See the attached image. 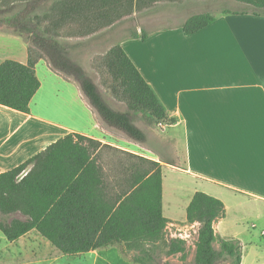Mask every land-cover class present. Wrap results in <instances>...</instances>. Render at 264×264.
<instances>
[{
    "label": "trees",
    "instance_id": "obj_1",
    "mask_svg": "<svg viewBox=\"0 0 264 264\" xmlns=\"http://www.w3.org/2000/svg\"><path fill=\"white\" fill-rule=\"evenodd\" d=\"M142 1L0 0V34L22 37L29 52L27 65L13 60L0 65V105L30 113L41 87L36 66L45 61L80 87L102 125L144 143L137 115L166 123L168 114L122 46L92 58L97 80L70 53L131 17ZM234 1L253 6L251 13L264 17V0ZM216 20L211 11L194 14L183 23V32L194 35ZM141 38L146 40L147 34ZM111 100L125 103L127 111L115 109ZM226 213L221 200L203 192L194 195L187 208V222L199 225L194 264L226 260L242 264L240 242L222 240L215 230ZM168 224L163 214L162 164L80 134H69L17 168L0 173V231L10 243L37 231L66 256L120 244L135 264H175L157 261L155 254L164 247L167 257L182 254L186 259L187 241L169 237Z\"/></svg>",
    "mask_w": 264,
    "mask_h": 264
},
{
    "label": "crops",
    "instance_id": "obj_2",
    "mask_svg": "<svg viewBox=\"0 0 264 264\" xmlns=\"http://www.w3.org/2000/svg\"><path fill=\"white\" fill-rule=\"evenodd\" d=\"M181 1L177 5L182 12L213 11L227 1L230 7L224 10L232 11L235 2ZM192 15L174 18L177 30L158 32L147 27L163 19L145 17L139 31L146 30L147 39L129 37L120 44L167 111L171 124L167 136L178 143L181 165L162 163L163 214L169 220L168 236L184 239L190 229H199L197 223L187 222V208L197 192L225 204L226 217L215 224L218 235L229 223L240 227L248 219H264V17L222 12L212 25L187 36L182 26ZM149 19L155 22L148 23ZM159 40L177 42L178 47L170 52L171 65L150 69L137 52ZM6 60L28 64V44L22 37L0 34V65ZM36 75L41 87L30 113L0 105V173L17 168L69 134L131 153L121 137L101 126L76 83L55 73L45 61L37 64ZM166 168L187 175L190 189L167 183ZM7 243L8 257L25 264H133L121 254L120 244L80 259L63 255L37 231Z\"/></svg>",
    "mask_w": 264,
    "mask_h": 264
},
{
    "label": "rangeland",
    "instance_id": "obj_3",
    "mask_svg": "<svg viewBox=\"0 0 264 264\" xmlns=\"http://www.w3.org/2000/svg\"><path fill=\"white\" fill-rule=\"evenodd\" d=\"M182 2L181 0H143L139 4V9L134 10L133 14L126 16L118 21V23L106 30L103 33L95 34L91 38L84 41L81 45H77V47L70 50V53L73 57V60L79 64L84 70H86L91 77L97 80V75L92 71L91 61L95 56H102L108 52V50L115 46L120 45L129 37H133L137 34L139 37L144 36L148 32L146 30L139 31V26H141L145 17H154V18H162L159 23L154 24L153 26H148V31H163L170 30L175 31L177 28L172 26L174 23V18H178L179 15L183 17H187L188 15H192L194 13H203L208 12L205 10H194V11H179V4ZM215 2H212L213 4ZM221 4H217V8L211 11L217 14V17H221L220 13L224 12L225 7H230L229 1H227L226 5L220 6ZM233 10L238 12H253V6L233 2ZM128 17V18H127ZM124 19V20H123ZM148 23L155 22L153 19L147 20ZM71 42V43H70ZM76 41H69V44L75 45ZM178 47L177 42H162L157 41V44H150L148 47L138 49L137 55L142 56L144 60V64H147L150 69L159 68V70L171 65V54L173 48ZM176 66V62H174ZM111 105L120 112H126L127 106L125 103L120 102L118 100H111ZM136 125L145 133L146 141L138 142L133 140L122 133H117L111 129H108L104 125L101 124L103 128L110 131L116 136L121 137L125 143V147H131L130 142H135L141 145L143 148L150 150V156L154 161L159 163H167L173 166H180L177 158V148L178 143L176 140H172L167 136L166 127L168 128L171 125L169 122L160 123L156 121H152L150 116L147 114L137 115ZM128 145V146H127ZM132 148V147H131ZM166 173V182L170 183L175 188L182 189H190V185L192 184L191 179L187 177L183 172L179 170L165 169ZM173 194V192H172ZM238 201L235 202L233 207H236ZM256 215L259 216V210L255 209ZM253 224L256 225V228H253ZM198 229H190L188 239H184L187 241L188 245V254L186 259H183L182 254L175 255L173 257L166 256V248L163 250H158L155 252L157 256V261H168L175 264H194L195 257V244L198 238V234L195 233ZM264 231V219H248L246 220L242 226L237 227L235 224L229 223L225 226L224 230H222L219 234V237L222 240H236L240 242L241 251L244 256V264H264V235H262ZM7 241L4 237V234L0 231V253L1 260L0 264H25L22 261L12 260L8 257ZM121 246V245H120ZM216 248H220L219 244L215 245ZM122 247V246H121ZM120 247V248H121ZM123 248H121V254L124 253ZM55 254L51 253L49 259H53ZM131 263L133 259L131 255H126ZM73 256H70V258ZM84 256H77V258L82 259ZM76 258V257H75ZM118 263V262H117ZM223 264H231L229 260L223 262Z\"/></svg>",
    "mask_w": 264,
    "mask_h": 264
},
{
    "label": "built area",
    "instance_id": "obj_4",
    "mask_svg": "<svg viewBox=\"0 0 264 264\" xmlns=\"http://www.w3.org/2000/svg\"><path fill=\"white\" fill-rule=\"evenodd\" d=\"M130 145L131 147H129L128 145V149H131L129 150L132 154H135L137 156H140V157H144V158H148V159H153L151 156H150V153H152L150 150H147L145 148H143L141 145L135 143V142H130Z\"/></svg>",
    "mask_w": 264,
    "mask_h": 264
}]
</instances>
